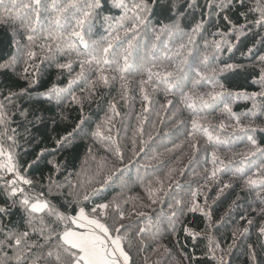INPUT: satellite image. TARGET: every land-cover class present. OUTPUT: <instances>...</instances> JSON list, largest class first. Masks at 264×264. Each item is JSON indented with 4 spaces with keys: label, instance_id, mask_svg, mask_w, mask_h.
Here are the masks:
<instances>
[{
    "label": "snow or ice",
    "instance_id": "obj_1",
    "mask_svg": "<svg viewBox=\"0 0 264 264\" xmlns=\"http://www.w3.org/2000/svg\"><path fill=\"white\" fill-rule=\"evenodd\" d=\"M238 3L244 9L240 13L243 22H234L225 14L223 19L228 22L229 31L213 32L211 39H205L201 34L213 16L219 19L221 13L235 6L229 0H205L203 8L198 0H167L162 9L167 22L157 21L155 25L151 18L161 7L159 0H111V7L119 15L103 16L101 26L107 25L104 28L107 35L94 39L92 30L104 8L102 0H63V3L52 0L50 6L45 0H0V27L10 32L9 47L15 50L5 54L0 72L14 71L22 64V78L32 87L41 75L39 66L47 62L61 75L66 73L65 86L53 85L47 98L55 96L59 100L63 95L82 108L85 100H91L101 87L108 88L114 82H119L120 99L125 100L129 92L127 77L134 70L143 77L138 81L148 105L143 112L152 110L150 92L163 90L178 96L175 105L169 100L161 107L175 108L171 113L173 123L183 124V112H189L187 135L192 138L193 148H197L198 135L206 137L207 143L214 147L246 141V150L233 153L228 164L240 179V190L254 195V203L262 206L257 217L264 221V139L258 140L255 135L257 131L264 133V122H256L257 116L264 117V54L256 51L257 43L264 45V0H238ZM197 11L201 13L198 20L193 17ZM188 20L193 23L185 31L182 24ZM250 34L260 39L242 54L255 59L254 68L258 65L252 83L259 86V91H233L219 76L240 66L231 63L213 66L212 61L225 47L232 52L241 37ZM174 37L176 43L169 46ZM198 37L203 40L202 53L197 50ZM162 48L167 51L155 55ZM77 86L87 95L78 97ZM205 87L207 91H200ZM26 91L0 93V264H135L133 248H147V239L158 241L165 221L175 232L178 211L199 213L206 219L203 230L206 235L202 238L207 240V251L199 258L184 257L189 264L196 261L203 264L205 260L226 264L225 252L232 251L238 237L249 235L255 218L249 219L246 214L241 215L243 224L236 225L233 244L226 249L220 247L213 234L222 220H213L207 191L211 184L220 183V174L228 166L217 150H205L202 180L195 190L190 187L187 199L168 197L172 172L167 182L160 178L141 181L144 195L132 196L128 194L131 189L124 180V169L101 165L91 171L82 164L79 170L69 171L55 157L48 159L49 155L66 149L74 134L82 130L83 112L76 128L55 139L54 147L44 146L30 153V129L25 125L21 133L13 119L17 111L20 117H28L27 111L13 106V97ZM240 99L251 101V107L236 113L233 104ZM216 110L224 118L213 126L207 122L205 113ZM109 113L95 126L92 136L115 143L110 133L115 117L119 116L116 103L109 104ZM137 120L142 134L141 125L147 122V117L142 113ZM14 123L17 127H13ZM119 159L123 162L122 154ZM157 159L153 155L146 164ZM42 165L47 166V172H40L37 177L36 170ZM230 187L229 183H223L216 199ZM166 197L170 211L161 215L164 213L161 207L160 219L154 221L146 210L162 205ZM17 209L19 218L12 222L11 216ZM134 217L140 219L134 221ZM183 230L193 240L200 236L187 226ZM257 234L264 255V222H258ZM247 248L250 264H264L254 245Z\"/></svg>",
    "mask_w": 264,
    "mask_h": 264
},
{
    "label": "trees",
    "instance_id": "obj_2",
    "mask_svg": "<svg viewBox=\"0 0 264 264\" xmlns=\"http://www.w3.org/2000/svg\"><path fill=\"white\" fill-rule=\"evenodd\" d=\"M52 0H45L49 6ZM57 3H63V0H56ZM235 6L231 7L226 13H221L220 18L213 16L210 24H206L201 36L205 39H211L213 32H228L229 24L223 19V15H229L234 22H243V17L240 15L244 9L239 6L238 0H229ZM104 8L100 10V16L96 19V26L92 30V38L99 39L106 36L107 33L104 28L107 25L101 26L103 16H117L118 10L111 7V0H102ZM160 8L155 10V16L152 17V23L155 25L157 21L167 22L166 13L162 10L167 0H159ZM201 8L205 0H198ZM200 12L193 14L194 19L198 20ZM207 19V17H205ZM193 20L184 21L182 27L185 31L190 30ZM259 36L250 34L241 37V42L237 44L232 52H229L225 47L218 58L212 61L213 66L223 67L225 64H236L237 67L233 71H225L219 76L221 82L230 87L233 91H259V86L253 84L252 80L255 78V71L258 65L253 67L255 59L243 55L248 47H251L254 42L259 41ZM11 40L10 32L0 27V62H3L5 54L14 52L15 50L9 47ZM176 43L175 37L169 43L173 46ZM203 40L197 38V50L203 52ZM145 51L143 39L140 42V54L143 55ZM166 48L158 50L155 55L161 56ZM256 51L259 54H264V45L257 43ZM191 59V58H189ZM24 65L19 64L15 70L0 72V93L7 94L9 90L20 92L21 89H27L26 92L19 96L13 97L14 107L18 110H25L28 113L27 119L20 117L19 111L13 118L19 125L18 130L24 133V126L30 129L28 139L32 141L29 152L38 151L41 147H54L55 139L60 136L72 132L76 128L81 113L85 123L80 126L82 129L74 134V139L66 149L59 154L53 153L49 155L51 160L55 157L59 163L66 165L69 171L79 170L83 164L91 171L97 170L101 165L105 168L113 166L124 169V180L130 187L129 195L135 196L137 194L144 195L141 181H153L160 178L167 182L168 174L172 172L174 177L169 187L171 191L168 197L178 196L187 199V193L191 187L195 190L199 185L198 181L203 177L204 153L205 150H217L221 159L225 160L228 165L220 174V183L211 184L207 191L209 198V206L212 212L214 221H221L214 229V236L221 248L226 249L228 245L233 244V231L240 221L241 215L246 214L249 219H254V224L251 226L250 233L246 237H238L235 245L230 253L225 252L226 264H250L248 257L247 245L252 244L256 247L260 259L264 260V255L261 254V241L257 234L258 222L261 221L257 217L261 205L254 203V195H249L240 190V179L234 175V168L228 164L231 155L238 151L246 150V141H235L229 144L214 147L208 144L206 137L198 135L195 139L198 141L197 148L192 147V138L187 135L190 131L188 125L189 112L185 110L181 119L183 124L177 122L173 123L171 113L175 108H163L169 100L175 102L178 98L174 94H166L163 90H158L154 93L150 92L152 99V106L150 112H143L144 108L148 107L143 100L138 81L142 79L134 70L127 77L129 84L128 97L125 100L120 99V85L119 82H114L110 87H101L96 96L91 100H85L83 107L81 105L71 103L70 100L63 95L58 100L55 96L48 99V90L53 86L64 87L66 84V73L61 75L55 66H49L47 62L39 66V75L37 83L32 87H28V83L22 78V70ZM208 88H202L200 91H207ZM75 93L78 97L86 96L87 93L81 91V87L75 88ZM116 103L119 116L115 117L113 121V131L110 133L115 143L108 141H101L92 136L95 131V126L101 122L109 113V104ZM251 107V101L243 99L235 101L233 104V111L236 113L246 112ZM143 113L147 117V122L141 126L143 133L138 131L137 117ZM207 122L213 126L219 123L224 117L219 110L208 111L205 113ZM256 122L259 124L264 122V117L257 116ZM17 123L13 127H17ZM236 135H241L236 133ZM256 139H264V133L257 131ZM135 141V142H134ZM143 141H147L144 144ZM118 148V151H117ZM91 149V152H89ZM120 154L123 155V162H120ZM153 155H157L159 159L152 160L151 163L146 164ZM239 157H237L238 162ZM85 161L87 163L85 164ZM211 167V164H208ZM40 172H47V166L42 165L40 169L36 170V176L39 177ZM198 173V174H196ZM223 183H229L230 188L225 189L224 192L216 199L219 187ZM237 196L239 199L237 200ZM201 203L203 197L200 198ZM236 202L235 205L233 202ZM168 198H163V204L154 205L147 209V215L153 217L154 221H158L160 216V208L164 207V213L167 215L170 211L168 208ZM238 205V206H237ZM253 208L256 211H253ZM20 210L14 211L11 216V221L15 222L19 218ZM179 215V222L176 223V230L173 232L164 222L161 229L158 241L147 239V248H140L137 250L133 248L135 264H189L184 257L195 255L199 258L207 251V240L202 237L206 235L203 231L206 225V219L199 213L183 212ZM140 218H133L137 220ZM141 226H144L141 224ZM187 226L191 231L200 233L196 240L191 236L185 234L183 228ZM193 264H200L199 261ZM203 264H214L211 260L203 261Z\"/></svg>",
    "mask_w": 264,
    "mask_h": 264
}]
</instances>
